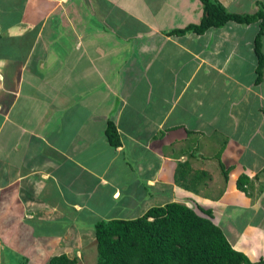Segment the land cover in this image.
<instances>
[{"label":"crops","instance_id":"crops-1","mask_svg":"<svg viewBox=\"0 0 264 264\" xmlns=\"http://www.w3.org/2000/svg\"><path fill=\"white\" fill-rule=\"evenodd\" d=\"M218 1L228 11L252 13L253 2L263 0ZM202 13L200 0H0V264L4 248L22 253L28 263L31 239L60 242L74 225L82 230L105 219L96 213L85 227L77 225L81 210L95 209L73 197L67 186L73 184L64 181L81 180L80 171L107 194L108 219L122 218L117 213L124 208L129 215L159 205L149 204L154 193L166 202L194 195L203 203L223 198L254 209L236 180L245 174L253 186L260 172L264 177V163H242L250 137L260 134L256 145L264 137V69L256 82L254 51L258 26L229 21L200 34H167L198 23ZM108 119L120 135L117 147L104 134ZM128 148L125 161L136 173L129 189L108 171ZM184 161L190 169L177 183L174 174ZM224 171L227 185L209 197ZM233 213L226 227L264 236V225L238 223L237 209ZM65 218L61 233L34 230L44 223L66 225ZM213 219L223 229L224 219ZM232 246L252 259L253 251L237 238Z\"/></svg>","mask_w":264,"mask_h":264},{"label":"trees","instance_id":"trees-1","mask_svg":"<svg viewBox=\"0 0 264 264\" xmlns=\"http://www.w3.org/2000/svg\"><path fill=\"white\" fill-rule=\"evenodd\" d=\"M200 2L203 13L198 23L169 30L167 34H200L229 21L257 23L254 51L257 58L256 82H260L264 69V3L257 2V9L252 13H236L228 11L218 0ZM104 134L111 146L120 145V135L112 119L107 120ZM189 169L186 161L179 162L175 181H186L185 174ZM198 180H192L190 188L195 190ZM249 183V178L241 174L236 187L249 195ZM198 207L206 216L199 215L183 202L169 201L152 205L133 218L98 219L94 223L96 264H264L263 258L251 262L243 251L232 246L223 229L212 221V209ZM21 264H27V259L23 258ZM46 264H77V257H69L66 253L54 254Z\"/></svg>","mask_w":264,"mask_h":264},{"label":"rangeland","instance_id":"rangeland-1","mask_svg":"<svg viewBox=\"0 0 264 264\" xmlns=\"http://www.w3.org/2000/svg\"><path fill=\"white\" fill-rule=\"evenodd\" d=\"M264 1V0H263ZM263 1H258L262 2ZM255 4L256 8V3ZM253 8V6H251ZM247 9V7H246ZM257 9V8H256ZM264 135V130L263 133ZM249 135L251 133L249 132ZM261 140L259 145H256L257 139H260V134L258 133V137H255L254 139H249V148L248 152L245 154L244 158L242 159V163H244V160H249V162H254L256 165H259L260 163H264V137ZM248 139V137L246 138ZM193 141H191L192 143ZM252 146V147H251ZM192 148V149H191ZM254 149V152L250 153V150ZM258 149V150H257ZM128 149L125 150V158L123 156H117L112 165L110 164L108 167V171L110 175H119L120 176V183H125L126 188L129 189L127 183L129 181V176L135 175V171L130 167L131 163L126 162L125 160L129 159L128 158ZM185 151H187L186 148H184ZM194 151V147H189L188 151ZM260 150V153H259ZM246 151V150H244ZM243 151V152H244ZM122 154V153H121ZM131 155V154H130ZM132 157V156H131ZM252 160V161H251ZM133 163V161H131ZM82 174V177L79 180L78 178L74 179H64L65 182L72 183L73 185H67L69 188V193L73 196L76 197L78 200L82 201L83 199H86L88 202L87 206H91V208H95L94 211H85L84 208L83 210L80 211V213H83V215L80 217L79 222H77L78 226H81L84 224V222H87V219L92 218L95 216L96 213L98 214H104L103 217L105 219H108L107 215L110 213H107L106 211L108 207V196L107 194H100L101 192L97 187H91V183L87 181L85 173H82L81 171L79 172ZM263 175V172L259 173V176L257 179L253 178V186L249 184V188H247L250 191V188H252L251 193L248 196L250 199L248 206L253 205L255 206L254 209L252 208H244L243 206L240 207L238 205H233V202H229L228 200L223 201V198H218V204L217 203H203L202 201H199L197 197L190 196V198L182 199L183 197L187 196H174L179 200H182L185 204H187L189 207L194 209L196 213L199 215L206 216L198 206H201L202 208H209L208 206H212L211 209L213 210V215L212 217L218 218V219H224V222L222 224L223 231L225 233H228L227 230L230 232L228 234L229 238H231V243L234 244V241L238 240L240 244H244L245 247H247V251H253L252 255V261L251 262H257L260 258L264 259V251H261L264 247V240L261 239L264 238L260 232H254V233H249L247 234L246 232L241 235L240 231L242 227L236 225V224H231L232 226H227L228 219H233L236 215V213H233V209H237V222H250V221H256L259 225H264V177H261ZM225 180V181H224ZM213 182V186H211V190L207 193V195H210L209 197L214 198L216 195L219 194L221 191V183H223L225 186L227 185L228 179L224 177H218L216 178ZM262 184V189L259 193V186ZM210 185V184H209ZM251 186V187H250ZM66 188V187H64ZM67 190V189H66ZM209 190V189H207ZM80 193V194H79ZM99 195H103L102 197L104 198L103 200H100ZM161 193H154V198L152 202H149V204H163L167 201V199H164L162 196H160ZM111 199V196H109ZM125 196H121L117 200H115V203L118 204L120 203ZM101 201V203H97ZM121 205V204H119ZM148 205V204H147ZM123 206V205H122ZM146 207L142 206L140 209L133 210L128 214H126V211L128 209L124 208V212H118L117 216H121L122 218H132L140 215L144 211ZM98 209V210H97ZM252 209V210H251ZM111 211V210H108ZM119 214V215H118ZM228 214V215H227ZM75 219V218H74ZM236 220V219H235ZM66 225L63 226H51L48 224H42L41 227L37 226L34 228L36 233H42L44 234H51V233H61L63 229L66 228L68 224V218H65ZM82 221V222H80ZM95 222V221H94ZM94 222L91 223L90 226H87L88 228H83L77 229L76 225L71 227L69 231L66 232L62 236V241H55L53 239H46L48 244L43 243V239L41 237L33 238L31 239V243L26 245L25 250L27 249L28 254L31 255L32 258L28 261L27 264H46L49 258L51 257V254H60V253H66L69 257H77V264H96V256H97V250H96V241L94 237ZM213 222H215V219H213ZM88 225V224H87ZM48 226V227H47ZM86 225L84 224V227ZM221 227V226H220ZM243 229V228H242ZM68 233V234H67ZM36 236V235H35ZM34 236V237H35ZM59 242V243H58ZM57 244V245H55ZM237 247V245H236ZM2 256V264H21L22 262V256L20 253H15L11 252L9 249L4 248L3 249Z\"/></svg>","mask_w":264,"mask_h":264}]
</instances>
